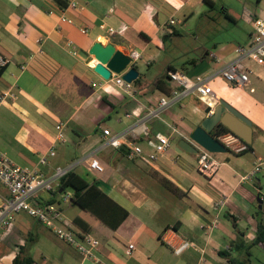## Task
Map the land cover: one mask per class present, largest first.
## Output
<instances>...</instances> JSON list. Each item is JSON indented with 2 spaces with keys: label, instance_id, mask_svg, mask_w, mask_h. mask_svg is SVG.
Wrapping results in <instances>:
<instances>
[{
  "label": "crops",
  "instance_id": "obj_1",
  "mask_svg": "<svg viewBox=\"0 0 264 264\" xmlns=\"http://www.w3.org/2000/svg\"><path fill=\"white\" fill-rule=\"evenodd\" d=\"M65 1L67 6L62 7L54 0H0V66L5 65L0 97L7 93L0 99V150L16 164L36 168L46 177H53L58 167L80 174L129 215L116 229L102 221L94 223L91 234L100 242L95 259L84 256L26 212L18 213L10 228L3 226L0 216V247L7 252L1 264L12 263L18 246L30 234L35 237L31 248L35 264H228L221 252L248 257L235 244L252 243L258 223H264L263 169L247 177L256 158L264 156V63L243 59L249 70L248 87L229 85L222 69L239 57L235 48L250 41L254 21L264 17V9L248 15L251 30L244 44L229 41L215 45L214 50L204 48L191 69H178L169 61L164 73L154 79L143 66L151 67L164 57L165 39L177 35V26L183 19L192 20L207 5L204 0ZM259 2L264 6V0ZM171 18L176 24L169 25ZM110 27L115 29L112 34ZM171 27L176 34L170 33ZM96 41L111 42L124 52L129 48L140 51L135 64L142 83L127 91L115 84L114 72L108 80L98 74L94 70L97 59L90 53ZM169 66L191 78H208L218 98L215 104L224 99L252 122V150L216 153L221 164L213 176L198 169L197 153L177 148L207 116V105L196 93L183 95L176 81L165 78L162 84L171 94L157 87ZM164 96L169 105L158 116L149 115ZM191 97L199 104L190 112ZM60 121L65 123V141L57 139ZM105 128L122 137L119 147L110 144ZM159 133L170 136L172 146L152 161L148 154ZM175 133L180 136L177 143ZM134 145L143 152L133 155ZM43 154L45 164L39 162ZM93 158L101 162L103 171L90 166ZM163 179L183 195L173 193ZM7 195V188L0 184V208ZM40 196L51 199L52 194L44 191ZM221 200H225L223 205L218 204ZM58 207L67 225L77 231L72 220L79 207L70 202ZM183 240L194 246L177 254L174 248ZM130 243L135 245L131 251ZM249 259L251 264H264V240L250 248Z\"/></svg>",
  "mask_w": 264,
  "mask_h": 264
},
{
  "label": "built area",
  "instance_id": "obj_2",
  "mask_svg": "<svg viewBox=\"0 0 264 264\" xmlns=\"http://www.w3.org/2000/svg\"><path fill=\"white\" fill-rule=\"evenodd\" d=\"M72 6H76V3L72 2ZM68 22H72V19L65 18ZM176 24V19L171 18L169 25ZM82 32L86 33L87 29L82 28ZM110 34L115 32V29L110 27L108 29ZM72 42H69L71 44ZM235 51L239 53V57L236 60L229 62L222 69L223 78L233 87H248L250 85L249 70L243 63L244 58H249L257 63H264V17H258L254 21L253 32L250 36V41L246 45H238ZM73 53L77 54V49L73 50ZM126 53L131 58L130 64H134L139 58H141V52L135 48H129ZM215 60L219 61L220 57L216 54H211ZM170 78L173 81L179 83L182 86L183 95L189 93H196L198 97L207 105L214 108L218 98L215 96L211 86L208 84V78L198 75L195 78L189 77L182 71L170 72ZM115 84L125 88L127 91H133V82H127L123 79L122 74H115L112 77ZM254 91V88H251ZM0 97L3 101L5 96ZM15 98L16 95L13 93ZM175 95V93H174ZM169 105V98L164 96L160 99L157 108L149 111V115L158 116L163 108ZM65 123L60 121L56 125L57 139L65 141ZM104 134L110 136V144L115 147H119L122 142V137L112 135L108 128H105ZM217 138L231 151L243 152L248 149L247 143L233 132L222 133ZM153 151L148 154L150 160H157L163 156L172 146L171 137L162 133L157 134L156 140L152 142ZM132 154H141L142 148L139 145L132 147ZM51 155H54V150L50 151ZM215 152L198 146L197 152V164L198 169L206 176H213L221 161L216 157ZM41 164L47 162L46 155H41L39 158ZM90 166L98 171H103L104 166L97 158H93L90 161ZM264 166V156H258L254 162V167L250 171L247 177L253 176ZM67 170L58 167L53 177H46L41 174L36 168H30L20 166L16 164L5 152L0 150V183L3 184L10 196L4 198L2 207L0 208V216L2 224L5 227H9L16 215L20 212H27L29 215L37 218L47 228L52 230L57 236L65 240L70 245L77 248L84 256L88 258H96L94 250L99 246V240L95 238L91 233L78 232L67 225V221L63 217L61 210L57 204L42 203L38 200L41 192L55 191L58 186L59 179L66 174ZM72 193L67 191L61 195V202H69ZM225 200L219 201V205H223ZM216 225V222L214 223ZM194 246V243L189 240H183L179 245L174 248L177 254L182 253L184 250ZM135 248L133 243L129 244V250Z\"/></svg>",
  "mask_w": 264,
  "mask_h": 264
},
{
  "label": "trees",
  "instance_id": "obj_3",
  "mask_svg": "<svg viewBox=\"0 0 264 264\" xmlns=\"http://www.w3.org/2000/svg\"><path fill=\"white\" fill-rule=\"evenodd\" d=\"M54 1H56L62 7L67 6L65 0H54ZM204 1L209 5L214 4L213 0H204ZM225 15L229 19L236 21L238 13L237 12L232 13L227 9ZM174 33L176 34L177 31L174 30L173 34ZM131 65L137 68V64L134 63ZM4 70H5V65L0 66V75L3 73ZM175 71L177 70L173 66H169L166 74L162 78H159L156 82L157 87L161 88L167 94H171L172 90L170 88L163 87L162 84L166 83L165 78L171 80L169 73ZM141 83H142L141 76H139L133 82V84L136 85H140ZM230 131L231 130L227 126L219 123L216 126V128L213 130V134L218 136L222 133H226ZM247 147H248L247 151L252 150L251 143H247ZM229 151L231 150L229 149ZM72 173L74 172L68 171L59 179L58 186L55 189V191L49 192L50 194H52L51 199H43L42 196H39L38 200L42 203H53L59 205L61 203V195L71 190L72 196L69 202L79 207V213L73 218L72 224L77 229L79 235L82 233H91L92 227L96 221H102L104 224H106L107 226L113 229L119 227V225H121V223L128 217L129 215L128 210H126L122 205H120L117 201H115L96 183H91L80 174L74 173L68 186L65 187L62 192H60V188L62 184L67 180V178L71 176ZM163 183L177 196L183 195L181 189L178 188L176 185H174L172 182L163 179ZM69 187L70 189H68ZM9 196L10 194L8 192V195L5 196V198ZM59 209H61V207H59ZM263 240H264V223L259 222L257 228V235L252 243L235 244V247L238 250L240 249V247L244 248V251L246 252L248 257H241L237 255L233 256L231 255L230 252H221V254L227 257L228 264H251L249 259L250 248L253 245ZM34 242H35L34 235L33 234L28 235L27 238L25 239V244H21L18 246L19 247L18 252L12 259L11 264H35V260L31 253V248ZM6 254H7L6 250L0 247V259Z\"/></svg>",
  "mask_w": 264,
  "mask_h": 264
},
{
  "label": "rangeland",
  "instance_id": "obj_4",
  "mask_svg": "<svg viewBox=\"0 0 264 264\" xmlns=\"http://www.w3.org/2000/svg\"><path fill=\"white\" fill-rule=\"evenodd\" d=\"M213 1V5H205V7L189 22H184L185 19H183L182 23L177 26L179 33L165 39L164 57L159 61H155L151 67L146 64L143 66V71L147 73V75L155 79L159 73H164L167 68L166 63L169 61L178 69L183 66L191 69L193 67V59L199 61L202 54L205 52L204 48L214 50L215 45H220L223 42L229 41L234 43H245L251 30V25L247 21V17L250 13H255L262 8L264 9L263 4H260L259 0ZM227 9L232 13H238L236 21L229 19L225 15ZM173 29L174 27L169 29L171 34H173ZM165 36L166 34L164 37ZM189 100L191 101V106L189 108L191 112V109L199 103L193 97ZM187 123L188 120H186L183 125ZM174 135V143H177L180 136L176 133ZM261 169H263L262 173L264 175V166ZM261 184L260 195L264 197V182ZM68 189H70V187ZM65 214L68 215L69 212H65ZM12 225L13 222L8 228Z\"/></svg>",
  "mask_w": 264,
  "mask_h": 264
},
{
  "label": "water",
  "instance_id": "obj_5",
  "mask_svg": "<svg viewBox=\"0 0 264 264\" xmlns=\"http://www.w3.org/2000/svg\"><path fill=\"white\" fill-rule=\"evenodd\" d=\"M97 62L94 70L105 79H110L112 72L122 74V77L127 82H134L139 77V70L130 64L131 58L129 55L116 48L115 44L109 42L103 44L96 41L91 49ZM205 113L207 116L201 121L190 134L189 138H182L178 143L179 151L191 153L198 152V146H202L209 151L220 153L228 152L229 149L213 134V130L221 123L227 126L231 132L238 135L246 143L252 142L253 127L252 122L234 106L224 99L213 107L206 106ZM74 173L62 184L60 192L68 186Z\"/></svg>",
  "mask_w": 264,
  "mask_h": 264
},
{
  "label": "bare ground",
  "instance_id": "obj_6",
  "mask_svg": "<svg viewBox=\"0 0 264 264\" xmlns=\"http://www.w3.org/2000/svg\"><path fill=\"white\" fill-rule=\"evenodd\" d=\"M97 60H95L94 62H96Z\"/></svg>",
  "mask_w": 264,
  "mask_h": 264
}]
</instances>
